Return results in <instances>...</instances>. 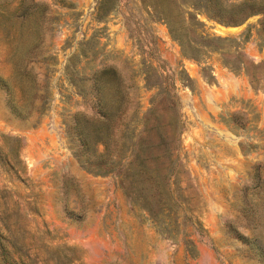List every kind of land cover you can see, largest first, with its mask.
I'll return each instance as SVG.
<instances>
[{
  "label": "rangeland",
  "instance_id": "obj_1",
  "mask_svg": "<svg viewBox=\"0 0 264 264\" xmlns=\"http://www.w3.org/2000/svg\"><path fill=\"white\" fill-rule=\"evenodd\" d=\"M192 5L200 0H0V264H264V66L250 82L224 63L230 44L245 65L264 63L260 14L224 25ZM187 10L233 42L181 56L159 14ZM101 63L134 82L139 116L155 93L146 66L174 81L175 170L156 160L153 178L136 175L134 204L118 176L85 166L66 131L89 102L69 83L72 67L78 77Z\"/></svg>",
  "mask_w": 264,
  "mask_h": 264
},
{
  "label": "trees",
  "instance_id": "obj_2",
  "mask_svg": "<svg viewBox=\"0 0 264 264\" xmlns=\"http://www.w3.org/2000/svg\"><path fill=\"white\" fill-rule=\"evenodd\" d=\"M200 4L199 8L192 5V11L201 9L208 18L224 25H238L248 16L260 14L259 45H264V0H243L231 5H224L221 0H200ZM192 11H185L176 20L170 15L159 14L160 19L166 23L170 36L178 43L181 56L198 61L208 50L220 49L219 42H233V39L209 36ZM229 46L233 49L231 53L234 59L231 62L224 60L225 65L231 70L240 69L251 76L249 81L252 82L255 70L260 65L264 66V63L251 62L247 66L238 52L240 46ZM219 53L231 56L228 51ZM146 72L147 75L142 78L143 85L148 89L154 88L155 93L140 116L136 113L139 102L134 82L122 78L113 64H97L87 74L78 77L73 74L72 67L68 78L79 95L89 101L87 111L80 114L76 111L66 121V131L74 143L75 153L83 157L85 166L90 170L118 176L123 190L129 192L132 204L136 202L130 190L136 182L134 178L136 175L152 177L150 173L153 174V161L158 160L159 171L169 173V169H173L174 172L180 149L179 135L183 128L173 92L174 81L158 74L156 67L151 64L146 66ZM155 77L156 80H152ZM207 77L212 78L209 73ZM178 79L183 81L180 76ZM31 87L32 84L27 81L20 89L21 95H27L29 91L26 89ZM12 106L20 109L24 105ZM164 117L166 122L161 120ZM150 136L156 141L150 143ZM98 146H101L100 151ZM153 147H156L154 153L151 152ZM168 180L167 177V190L170 189ZM155 188L158 189V185ZM167 209L168 206H165L162 211Z\"/></svg>",
  "mask_w": 264,
  "mask_h": 264
}]
</instances>
